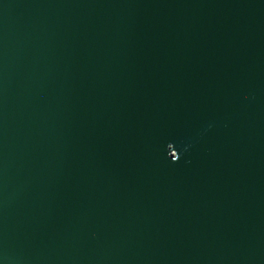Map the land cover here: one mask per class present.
<instances>
[{
	"label": "water",
	"instance_id": "water-1",
	"mask_svg": "<svg viewBox=\"0 0 264 264\" xmlns=\"http://www.w3.org/2000/svg\"><path fill=\"white\" fill-rule=\"evenodd\" d=\"M0 264H264V0H0Z\"/></svg>",
	"mask_w": 264,
	"mask_h": 264
}]
</instances>
